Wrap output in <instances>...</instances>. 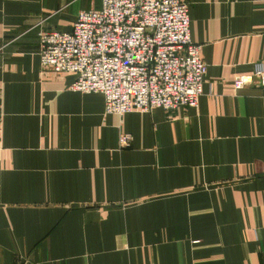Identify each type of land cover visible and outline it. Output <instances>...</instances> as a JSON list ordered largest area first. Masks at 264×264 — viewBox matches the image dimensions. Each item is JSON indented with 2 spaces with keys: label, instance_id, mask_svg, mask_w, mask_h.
<instances>
[{
  "label": "crops",
  "instance_id": "obj_1",
  "mask_svg": "<svg viewBox=\"0 0 264 264\" xmlns=\"http://www.w3.org/2000/svg\"><path fill=\"white\" fill-rule=\"evenodd\" d=\"M184 1L199 106L118 115L41 65L101 0H0V264H264V0Z\"/></svg>",
  "mask_w": 264,
  "mask_h": 264
},
{
  "label": "built area",
  "instance_id": "obj_2",
  "mask_svg": "<svg viewBox=\"0 0 264 264\" xmlns=\"http://www.w3.org/2000/svg\"><path fill=\"white\" fill-rule=\"evenodd\" d=\"M189 10L184 0H101L81 10L70 31L39 32L41 65L75 73L73 90L103 93L107 114L197 108L208 64L192 40ZM249 81L264 87V62L234 85ZM119 140L125 146L132 136Z\"/></svg>",
  "mask_w": 264,
  "mask_h": 264
}]
</instances>
